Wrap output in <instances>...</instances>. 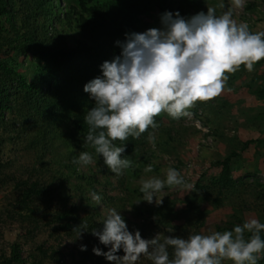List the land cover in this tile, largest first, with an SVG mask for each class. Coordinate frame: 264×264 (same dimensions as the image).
Returning <instances> with one entry per match:
<instances>
[{
  "label": "trees",
  "instance_id": "16d2710c",
  "mask_svg": "<svg viewBox=\"0 0 264 264\" xmlns=\"http://www.w3.org/2000/svg\"><path fill=\"white\" fill-rule=\"evenodd\" d=\"M168 1L66 0L64 8L73 4L74 7L60 12V0H0V128L3 133L16 130V122L20 120L22 129H27L22 132L29 136V149L34 154L31 168L24 167L28 171L25 178L7 172L9 162L0 159V186L7 184L11 187L13 203L26 210L27 219H32L41 206L49 209V206L56 204V208L50 209L46 223L69 234L80 232L83 240L78 247L76 264H109L103 256L93 253L94 247H99L104 252L108 249L99 241H94L90 234L94 230H101L102 224L95 219L99 213L91 212L93 205L88 194L96 192L103 197L97 184L101 185V178L109 183V176L112 174L104 163L99 164L103 166L98 171L88 169L83 173H79L80 165L72 163L73 158L78 157L80 152H89L88 145L82 146L78 140V137L84 138L88 132L89 126L84 117L94 103L83 91V86L101 75L99 66L104 61H110L119 55L120 49L115 42L123 40L126 32L145 31L147 26L142 21L143 18L150 17L155 8H158V14L169 11ZM19 15L20 26L15 21ZM181 16L188 17L187 13H182ZM60 24L65 26L60 28ZM69 30L74 31L72 39L75 40L78 35L74 48L68 47V40L64 35ZM82 38L91 41L92 45L83 43ZM106 38L111 42L107 44ZM26 52H32L30 55L41 61L38 65L39 71L36 67L33 68L37 78L32 77L31 82L19 74L16 63L11 64L14 61L11 58L13 53L21 55ZM260 64H264V58L254 66ZM9 88L12 91L8 98L6 94ZM257 93L264 94V84ZM196 109L192 111L196 113ZM6 110L11 112L9 120L5 115ZM164 118L172 122L176 120L161 113L155 117V129L150 127L138 139L130 136L127 141L113 142L116 146L124 143L123 156L131 161V167L125 169L124 174L117 179L127 197H116L115 200L131 202L133 210L143 217L141 223L132 225L133 228L136 227L134 231L138 228L144 239H151L159 234L161 241L165 235L187 237L188 229L175 223L173 219L174 215L180 213L176 211V199L166 197L158 205L143 203L140 195L142 193L135 194L140 191V186L136 187L134 193L128 185L134 184L132 181L136 177L139 178L143 166L150 164V158L155 157L156 150L161 156L175 154L174 142L177 139L168 129H161L164 133L156 144V150L148 144L150 135L160 129ZM4 141L2 136L1 142ZM92 152L95 153L94 149ZM238 156L239 153L232 149L223 160L215 162L214 166L220 168L219 175L211 176L203 186L197 183L199 190L208 192L212 188H218V194L222 195L233 189L239 178H233L232 164ZM152 168L155 169L156 166L153 165ZM19 169L17 168L21 174ZM98 174L100 179L97 178ZM74 176L79 177L78 183L70 182V177ZM200 181H203V177ZM74 198H78V201H74ZM136 198L141 200L138 204L134 203ZM103 199L107 202L106 198ZM204 200L215 206L221 204L220 197L212 200L206 196ZM202 201L196 196H188L183 201L188 207L186 224L194 225L198 229L205 225L204 213L200 210ZM81 212L85 215L81 216ZM223 230L231 229L227 230L225 227ZM250 235L245 232L246 239ZM261 237L264 238V232ZM81 245H86L87 250L81 251ZM20 246L19 242L12 243L9 256L1 255L0 264H26ZM36 250L40 257L47 256V250L42 246H36ZM168 251L171 258L173 249L169 247ZM53 254L54 257H49L52 260L58 258L56 255L61 256L60 252ZM118 254L123 255V252ZM30 256L33 257L31 254ZM32 263L36 264L35 261ZM141 264H152V261L142 256ZM258 264H264V258L258 259Z\"/></svg>",
  "mask_w": 264,
  "mask_h": 264
},
{
  "label": "clouds",
  "instance_id": "9594fccd",
  "mask_svg": "<svg viewBox=\"0 0 264 264\" xmlns=\"http://www.w3.org/2000/svg\"><path fill=\"white\" fill-rule=\"evenodd\" d=\"M233 3L242 8L245 0ZM159 24L140 33L126 32L123 40L115 42L119 55L104 61L99 66L101 75L83 86L94 102L84 117L89 126L84 143L117 176L131 167V161L123 156L124 143L116 146L114 141H127L130 136L138 139L150 127L155 129V117L161 113L172 119L190 116L189 109L196 102L208 101L224 91L226 73H235L241 66L252 72L264 58V32L253 33L247 23H236L230 11L217 16L214 8H207L206 13L190 17L165 11L159 15ZM150 139L154 141V137ZM93 162L87 151L72 160L80 166ZM146 171H152L151 165ZM140 184L141 200L156 204L163 203V197L156 202V194L166 186L188 191L194 188L172 167L166 170L165 179L152 177ZM90 196L96 205L101 204L99 194L91 192ZM102 224L92 235L108 251L94 247L93 253L109 264H137L142 256L152 264H223L225 260L258 264V259L264 258V223L258 219L223 233L187 238L165 235L163 241L159 234L144 239L139 230L130 232L115 208L107 209ZM245 232L250 238H245ZM169 247L173 249L171 258ZM80 250L86 251L87 246L81 245ZM121 251L123 255L118 254Z\"/></svg>",
  "mask_w": 264,
  "mask_h": 264
},
{
  "label": "rangeland",
  "instance_id": "374dc122",
  "mask_svg": "<svg viewBox=\"0 0 264 264\" xmlns=\"http://www.w3.org/2000/svg\"><path fill=\"white\" fill-rule=\"evenodd\" d=\"M65 1L60 0L59 2L60 12L70 10L71 6L74 7L73 4L66 5L67 7L64 8ZM168 2L169 11H179L181 15L187 13L188 17L198 12L206 13L207 8H214L217 16L230 11L236 23H247L253 33L264 32V0H245L242 8L235 7L233 0H169ZM158 12V8H155L150 17L143 18L142 21L146 23L147 29L160 26V14ZM20 19V15L15 18L18 26H20ZM64 26L65 24L59 25L60 28ZM73 34V30H69L64 34L67 37L69 48H74L76 40H78V35H76L75 40L71 38ZM106 40L107 44L111 42L108 38ZM82 42L88 43L89 46L92 45V42L85 38H82ZM30 53L32 52L21 55L13 53L11 58L14 61L11 64L16 63L19 74L27 77V80L31 82L34 77L37 78L33 68L36 67L39 71L38 65L41 61L38 57L30 55ZM109 53H111V50ZM226 75H228V80L224 91L208 101L196 102L194 107L189 109L190 116L181 117L173 122L164 118V122L159 127L160 129L150 135L154 137V141L149 137L148 144L152 146L153 150H156V144L162 137V133H164L161 129H168L171 135L177 139L174 142L176 145L175 154H163L161 156L156 150L155 157L150 158V164L143 166L139 178L136 177L134 180L132 178L134 184L128 185L131 191L135 193L136 187H141L140 181L142 179L152 177L165 179L166 170L169 167L177 169L186 182L194 185V188L188 191L181 187L169 188L166 186L162 192L156 194V202L159 203L161 197H163L162 199L166 197L176 199V211L180 213L174 215L173 219L175 223L188 229L187 237L194 234L209 235L216 231L223 233L226 231L223 230L225 227H227V230H234L236 226H242L243 223L251 219H258L261 223H264V94L257 93V90L264 84V64L254 66L252 72L241 66L237 72L226 73ZM11 89L9 88L6 94L8 98ZM194 108H197L196 113L192 111ZM5 115L8 120L11 118L10 111L6 110ZM22 128L20 120L16 122V130L11 131L8 128L9 131L3 133L2 128H0V159L3 162H9V166L6 168L7 172L15 173L17 177L22 175L25 178L28 171L26 172L24 167L31 168L34 154L29 149V136H25L22 132V130L27 129ZM2 136L5 139L3 143L1 142ZM182 139L185 141L182 142ZM78 140L80 145H87L84 143V138L78 137ZM245 144H248L247 147H244ZM60 149H62V146H60ZM232 149L240 155L232 164V176L233 178H239L236 186L222 195L218 194V188H212L208 192L200 191L196 184L199 183L203 186L211 176L217 177L220 168L215 167L214 163L223 160ZM88 151L93 155L94 162L87 166H80L79 173L86 172L88 169H96L97 171L100 168L102 169L103 165L100 166L99 164L104 163L103 158L92 152L93 149L89 145ZM98 161L100 162L98 163ZM149 165L151 167L155 165L156 168H152V171L148 172L146 168ZM17 168H20L21 174ZM106 169H108L107 166ZM125 171L123 170V174ZM109 173L112 174L109 176V183L112 184L105 183L103 178H101V185L97 184L107 202H104L102 197L101 204L98 206L91 199L89 193L88 198L92 200L93 205L91 212L99 213L95 219L102 224L107 209L115 208L124 218L128 230L131 232V229H133L132 231H134L136 227L133 228V226L141 223L143 217L138 216L137 211L133 210L131 202L115 200L116 197L126 198L127 194L121 190L117 182L121 175L117 176L110 170ZM202 177L203 181H200ZM97 178L100 179L99 174ZM79 180L77 176L70 177L71 183H78ZM140 193V191H137L135 194ZM188 196H196L203 200L200 210L204 213L205 225L200 229L194 225L186 224L188 219L186 210L188 207L183 201ZM206 196L212 200L220 197V206L205 201ZM74 201H78V198H74ZM138 201L137 198L134 199L135 204H138ZM143 203L146 202L143 201ZM150 204L158 205L155 202ZM52 208H56V204L49 206V209H43V206H41L40 209L35 211L36 214L32 219H27L26 210L20 209L15 202L13 203L11 187L7 184L4 187L0 186V258L3 254L8 257L11 244L19 242L21 255L26 264H33V261L36 264H76L78 261V247L83 240L82 236L69 234L56 226L47 225L48 213ZM84 215L81 212V216ZM145 217L147 218V216ZM219 228L221 230H218ZM92 238L94 241H99L94 235H92ZM38 245L47 250L46 257L38 255L36 250ZM57 252H60L61 256L56 255L58 258L53 260L49 258L54 257L53 253ZM137 264H141V259ZM223 264H232V262L225 260Z\"/></svg>",
  "mask_w": 264,
  "mask_h": 264
}]
</instances>
